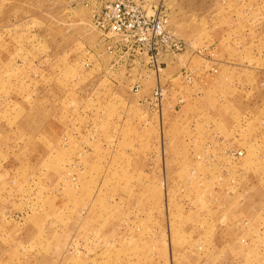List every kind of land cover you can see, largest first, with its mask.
<instances>
[{
	"label": "rangeland",
	"instance_id": "1",
	"mask_svg": "<svg viewBox=\"0 0 264 264\" xmlns=\"http://www.w3.org/2000/svg\"><path fill=\"white\" fill-rule=\"evenodd\" d=\"M0 264H264V0H0Z\"/></svg>",
	"mask_w": 264,
	"mask_h": 264
},
{
	"label": "built area",
	"instance_id": "2",
	"mask_svg": "<svg viewBox=\"0 0 264 264\" xmlns=\"http://www.w3.org/2000/svg\"><path fill=\"white\" fill-rule=\"evenodd\" d=\"M111 11H113L112 16L110 15ZM97 22L98 27H100L103 32L115 36L125 34L138 27L137 24L126 21L125 15L118 5H115L114 8L112 6L104 7L103 13L97 18ZM168 43L171 47V51L182 52L184 50V45L180 41L172 40Z\"/></svg>",
	"mask_w": 264,
	"mask_h": 264
}]
</instances>
